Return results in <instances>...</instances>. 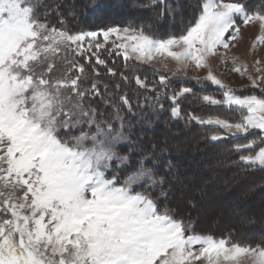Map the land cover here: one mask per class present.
Here are the masks:
<instances>
[{
	"label": "snow or ice",
	"instance_id": "snow-or-ice-1",
	"mask_svg": "<svg viewBox=\"0 0 264 264\" xmlns=\"http://www.w3.org/2000/svg\"><path fill=\"white\" fill-rule=\"evenodd\" d=\"M136 7L158 9L157 20L177 12L169 0ZM53 13L60 27L49 23ZM241 25L258 27L252 50L264 46V0H199L186 29L168 38L151 25L72 32L56 4L0 0V264H264V242L196 233L190 220L161 207L171 162L164 149L135 136L133 102L121 91L134 81L155 94L144 96L154 112L208 126L213 142L233 139L238 163L264 171V96L238 95L209 66L239 38ZM102 49L133 73L157 57L173 61L176 72L208 68L196 82L217 86L219 96L171 90L165 75L159 88L150 86L110 67ZM232 63L233 72H248ZM260 65L256 60L257 75L247 78L264 93ZM185 101L202 111H185Z\"/></svg>",
	"mask_w": 264,
	"mask_h": 264
},
{
	"label": "trees",
	"instance_id": "trees-1",
	"mask_svg": "<svg viewBox=\"0 0 264 264\" xmlns=\"http://www.w3.org/2000/svg\"><path fill=\"white\" fill-rule=\"evenodd\" d=\"M126 1L127 0H45V3L49 4L50 6L52 4H56L59 6V11L62 14V18L65 20V26L72 32H78L81 30L99 31L102 29H106L110 26L116 27L115 25H118L119 27H123L128 24H135L138 26L151 25L152 32L159 38L179 36L182 31L186 29L187 25L189 24V21L196 13L197 5L199 3V0H169L170 3L176 6L177 12L175 16H166L162 20L156 19L155 13L156 11H158V9L149 10L136 7V5L146 3L147 0L133 1L134 4L132 11L135 9V12L141 13L140 15L142 18L140 21L137 22H135L133 19L126 15L123 18L120 17V19H110V16L107 15L106 17H104V15L101 13L102 9L109 10L114 6L116 7V5L125 6L127 5ZM241 2L247 3L249 5H259L260 0H241ZM93 4L94 6H92ZM185 9H188V14H184ZM130 10H128V14ZM73 12L75 13V15L70 14ZM146 14H152L153 18L144 17L146 16ZM60 18L61 17H58L57 15H55V13H53L51 16L48 17V21L49 23L60 27ZM100 54L102 58H105L107 60L108 65L110 67H114L118 73L125 71V74L130 75V77L132 75H138L141 79L146 80V82L150 86L153 84L154 81H156L157 88H159L158 78L160 75H165L169 77L171 90L178 89L183 84V86L192 87L195 93L201 94L205 92L204 90H207L203 88V86L205 87L209 85L205 81L203 83L198 84L195 79L189 77H179L176 75L158 72L156 70H152L145 64H136V70L133 73L132 71L125 69L122 57H117L114 54L109 57L103 49L101 50ZM113 61H115V63H113ZM101 71L103 72L106 70L101 69ZM101 79H103L105 82L112 83L111 79L107 76H102ZM117 79H119V77H117ZM174 82L180 83V86H178L177 88L173 87L172 83ZM132 84H135L134 81ZM210 87L211 92L214 90L218 92L212 86ZM121 91H127L130 99L133 102V109L136 113V117L133 120V124L135 127V136L141 138L145 146L151 147L152 144H155L157 146V149L159 150L166 145V142L168 140L170 141L175 137H184L191 135V141L195 142L196 146L199 147L200 150H206L208 154H211L212 156L208 157H210L213 162H216L220 165V167L219 165H217V168H212V171H215V173L223 177L230 178V180L232 179V177L228 171H233L236 176L246 180L247 184L245 185L248 186V190L264 192V171H249L238 163L239 156L232 151V146L234 143L233 139L229 138L213 142L209 139L212 133L208 126L201 127L195 123L186 124L184 121L172 120L169 118L167 111H164V115H155L156 118H158L157 122H155L156 118L153 119V117L155 116L150 112L152 109L149 107V103H146L144 101L145 95L154 96V93H145L144 90H137L135 87H130V84L127 86L122 85ZM136 92H138L139 95H136ZM216 95L219 96V93H217ZM162 102L164 103L165 108L167 109L169 102L166 99H164ZM137 103L143 105V107H137ZM182 107L185 109V111H193L196 113H200L202 111L201 106L198 103L189 104L187 101H185ZM144 120L147 121L144 122ZM148 121H151V123L148 124ZM143 123H146L145 127L142 125ZM176 155L177 152L175 154V151H170L168 148L164 149V162L167 163L170 161L172 167L170 170L163 169L166 174L165 189L167 190L168 195L166 200H162L161 207L167 205L168 208L175 210V214L177 216L184 218L186 222L190 220L193 224L196 233L212 234L214 237H222L231 234L234 240L239 241L240 243H249L253 246L264 242V230H261V223L257 221H253L252 226L250 225V228L259 231L261 230L260 233L262 234L258 233V236L249 235L246 237H242L238 234V231L240 229L236 225L231 224L228 228L224 227L223 229H212L207 226L202 227V225H200V222L202 221L199 222L196 219L197 217H195L194 210L192 209L195 203L191 200L187 205H185L183 202H181L180 198L177 197L174 199L172 194L173 190L168 184V179L180 177L175 164L177 159ZM184 155L187 157V155L189 154L185 152ZM197 155L198 152L196 156ZM225 162H228V165H226V169L228 171H225V168L221 166V164ZM183 169L185 171H188V168L184 167ZM173 171L176 174L173 175ZM244 197L246 200L250 199V197L247 198L248 195H244ZM229 199L232 198H230L229 196ZM262 205L263 202L255 208L256 215H259L258 210L264 209Z\"/></svg>",
	"mask_w": 264,
	"mask_h": 264
},
{
	"label": "rangeland",
	"instance_id": "rangeland-1",
	"mask_svg": "<svg viewBox=\"0 0 264 264\" xmlns=\"http://www.w3.org/2000/svg\"><path fill=\"white\" fill-rule=\"evenodd\" d=\"M133 1L135 0H127V5L125 6L116 5V7L114 6L109 10L102 9L101 13L104 17L107 15L110 16V19H120V17L123 18L126 15L135 22L140 21L142 19L141 13L135 12V9L132 11ZM188 9L184 10V14L189 13ZM128 10H130L129 14ZM144 17L153 18V15L146 14ZM115 26L119 27L118 25ZM257 33V26L249 25L245 27L241 25L239 38L236 40H229L230 45H232L229 49L220 48L218 54L210 58L209 66L213 74L221 79L227 87L232 89L248 87L253 89L255 95L264 96L260 88L251 87V83L247 78L249 75L253 77L257 75L253 68L256 60L261 61L260 67L264 69V46H258L255 50H252L251 47ZM100 39L102 40L103 38L100 37ZM113 39L115 38L113 37ZM232 58H235L236 65L247 66L248 72L244 76L231 70L234 67ZM222 59L225 60L224 63H221ZM146 65L152 67V70H160L185 76L193 75L202 79L208 72V68L196 70L193 67H189L186 73L176 72V65L173 61L161 59L159 57L152 63ZM261 74H264V72ZM210 85L212 84L210 83ZM210 85L203 86V88L207 89L204 91L216 95L215 91H210ZM172 86L177 88L180 86V83L174 82ZM212 86L218 89L217 86ZM261 86L264 87V85ZM130 87L136 88V85L131 83ZM239 93L237 92L238 95ZM150 112L154 116L165 114L164 112H154L153 109ZM156 116L153 117V119L156 118ZM157 120L158 118H156L155 122H157ZM146 121L147 120H144V122ZM150 123L151 121H148V124ZM145 124L146 123H143L142 125L145 127ZM166 148L170 151H175V154L177 152L175 164L180 177L168 179V184L173 190V197L174 199L177 197L180 198L181 202L185 205L191 200L195 203L192 209L194 210L195 217H197L196 219L199 222L202 221L200 222L202 227L207 226L212 229H223L224 227L228 228L230 224L236 225L240 229L238 234L242 237L249 235L258 236V233L264 230V209L258 210L259 215H256L255 212V208L262 202V207L264 208V192L248 190V186L245 185L247 184L245 179L239 178L233 171H228L226 169L228 162L222 163L221 166L225 168V171L231 174V180L230 178L223 177L215 173V171H212L211 169L217 168L219 164L213 162V160L208 157L212 156L211 154H208L206 150H200L195 142L191 141V135L175 137L170 141L168 140L166 145L162 147V149ZM185 152L189 154L187 157L184 155ZM197 152L198 155L196 156ZM184 167L188 168V171H185L183 169ZM172 174L174 175L176 173L173 171ZM244 195H248L247 198L250 197V199L246 200ZM229 196L232 199H229ZM253 221L261 223L262 227L260 231L250 228ZM242 264H249V262L244 260Z\"/></svg>",
	"mask_w": 264,
	"mask_h": 264
}]
</instances>
